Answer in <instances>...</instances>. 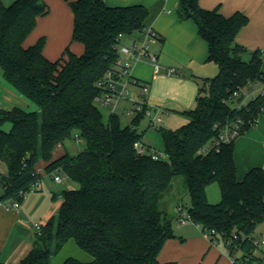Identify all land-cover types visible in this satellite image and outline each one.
I'll return each instance as SVG.
<instances>
[{"label":"trees","instance_id":"trees-1","mask_svg":"<svg viewBox=\"0 0 264 264\" xmlns=\"http://www.w3.org/2000/svg\"><path fill=\"white\" fill-rule=\"evenodd\" d=\"M65 1L74 14L73 41L85 51L79 56L67 49L52 62L43 53L45 38L24 46L38 19L48 15L46 3L15 0L6 6L0 0V70L11 87L39 107L33 113L0 108V164L6 167L0 205L21 203L41 182L36 170L40 161L47 163V174L63 170L79 185L63 192L57 214L42 226L18 264H51L53 255L70 241L92 261L69 258L63 264H162L165 243L176 237L164 205L172 199L177 178L190 195V221L201 226L212 243L221 238L236 257L234 264H263L253 239L264 223V169L254 168L239 181L235 162L237 139L256 126L264 112L261 94L242 105L252 85L264 88V55L256 51L246 62L247 49L236 42L249 18L240 12L227 18L218 10L203 9L200 0H180V20L196 24L208 45V61L218 65L219 73L198 82L196 106L183 113L188 124L161 130L168 160H154L150 149L148 154L136 149L144 136L137 131L144 115L123 125L113 114L105 123L96 102L99 82L119 66L120 36L133 37L149 28V8L109 7L104 0ZM5 123L12 125L10 132L1 129ZM235 125L240 127L238 138L221 141L224 129ZM72 138L84 141L85 150L54 159L57 146ZM214 184L221 193L217 204L207 196ZM0 264H6L1 255Z\"/></svg>","mask_w":264,"mask_h":264},{"label":"crops","instance_id":"crops-1","mask_svg":"<svg viewBox=\"0 0 264 264\" xmlns=\"http://www.w3.org/2000/svg\"><path fill=\"white\" fill-rule=\"evenodd\" d=\"M43 1L48 5L49 13L38 19L36 28L28 37L29 39L34 34L37 39L33 43H28L27 39L24 46L32 47L40 39L45 38L46 44L43 53L52 62L62 58L67 49L76 55H82L85 51L84 46L73 41L74 14L69 3L65 0ZM104 2L109 7L144 5L150 10L148 25L157 37L150 43L149 58L130 60L126 56H120L122 64L129 65V76L133 80L149 86V93L144 98L140 97L139 87L132 86L130 88V90H134L135 96L138 92L137 102L144 101L153 113L157 112L159 106L180 114L194 109L199 90L198 82L216 76L219 73V67L208 61V45L198 35L196 24L193 21L180 20L178 16L180 0H104ZM199 3L203 9L218 10L227 18L238 12L245 14L249 18V22L236 37V42L247 49L243 59L250 61L256 51H260L264 55V0H200ZM141 37V34H136L133 39L137 40ZM125 39H122V44ZM169 69H174L176 72L169 75ZM186 71H188L187 75H185ZM262 89L261 85L259 91ZM127 102L132 106L133 102L129 100ZM254 127L239 137L235 144V162L239 181H242L250 170L262 168L261 166L264 164L255 163L251 156L247 155L244 162L239 158L242 150L246 152L247 147L249 149L255 143L258 145L257 142L260 143L264 139V112ZM141 142L148 150H151V147L143 142V138ZM55 151L54 159L67 153L66 149L59 155H56ZM151 153H153L152 150ZM42 166L45 170L47 163L42 161ZM36 170L42 179L43 175H48L45 171L41 173L37 167ZM0 172L3 175L6 173V167L3 164H0ZM42 179L39 192L44 189ZM52 195L54 200L56 195L55 193ZM47 199L49 200V196L46 191L38 196V202L31 206L24 202L17 210H9L6 206L0 205V255L2 262L18 264L31 251L38 235L35 225L39 223L34 221L35 238L33 235L30 237L31 230L27 225H31V222L37 218L41 220L43 217L50 216L49 221L54 216L50 213ZM46 224H40V226ZM208 242L197 237L170 239L165 243L159 261L162 264L171 262L177 264H230L229 259L220 250L212 253L206 261L205 258L210 254L214 245L209 238ZM192 243L195 245L192 247L197 248L196 252L188 249ZM224 247L228 252L225 244ZM200 258L203 261H200Z\"/></svg>","mask_w":264,"mask_h":264},{"label":"rangeland","instance_id":"rangeland-1","mask_svg":"<svg viewBox=\"0 0 264 264\" xmlns=\"http://www.w3.org/2000/svg\"><path fill=\"white\" fill-rule=\"evenodd\" d=\"M2 1L6 6H10L15 2V0H2ZM125 38L126 39L124 40V45H127V44L129 45L134 40L133 37H125ZM36 39H37L36 35L33 34L28 39V43H33ZM244 61L248 62V60H244ZM187 73L188 71L185 72V75H187ZM260 88H261V84L252 85L250 89L246 91V98H245L246 102H249L253 100L255 97H257L260 92L259 91ZM130 93L131 95H129L128 98L137 101V99L139 98L138 92H137V96H135L134 90H130ZM0 102L2 103V105L0 106L1 109L11 110L13 108H20L29 113L39 112V107L36 104H34L29 99H27L25 96H23L20 92H18L16 89L11 87L4 80L3 73L1 70H0ZM159 107H160L159 109L157 108V112L152 114V117L144 116L139 126L137 127V131L140 134H144L143 142L146 145L151 147V150L154 154L161 155L162 160H168V157L164 151L161 130L164 129V130L175 131L181 128L182 126L188 124L190 119L188 116L184 114L172 112L171 110H165L164 108H162V106H159ZM98 108L103 115L105 123H107L110 120V117L112 116V112L109 109H105L103 107L98 106ZM124 108L131 109L132 106H130L129 102L123 101L120 104L116 114L121 117V122L123 125H129L138 117V115L135 114L134 116L132 115L131 117L124 116L123 114L125 110ZM157 118H161L163 122L162 123L155 122ZM153 121L155 122L154 126H153ZM1 129L5 132H10L12 130V125L10 123H5L4 125L1 126ZM257 143L258 145L255 143L254 146L250 147L249 149L247 147L246 152H244L243 150L240 152L239 158L241 159V161L244 162L245 156L247 155L248 157L251 156V159L255 163H258L260 165L264 163V145H263L264 139L261 140L260 143L259 142ZM85 147H86V144L84 141H81V140L77 141L75 138H72L64 142L63 146L60 145L58 147L59 149L57 148L55 153L56 155L57 154L59 155L61 153H64L62 151H65L66 149L65 152H67L69 155L76 156L82 153L85 150ZM263 165L264 164H262L261 167L264 169ZM37 168H39V171L41 173L45 171L42 166V161L38 163ZM55 175L59 176L62 179L61 183H58L54 180L53 174L43 175V179H42L43 188H44L43 191L39 192L38 191L39 189H38L35 192L27 193L25 195V199L21 203L25 202V203H28V206H31L32 204H35L36 202H38L37 201L38 196H40L44 192L46 193L47 191V194L49 196V200L47 199L48 200L47 205L50 206L51 215L52 216L56 215L62 203L63 192L77 190L79 188V185L75 181H73L70 177H68L67 174L63 170L55 171ZM52 193H55L56 195V198L54 200L52 199V196H53ZM171 195H172L173 200L170 199L168 205L167 206L166 204L164 205V209L167 211L168 217L173 219V231L176 236L175 238L180 240L181 237H184V238H196L197 237V238H202L206 242H208V238L205 237V235L203 234L201 227L197 226L196 224L190 223V222L184 226L180 225L177 216L176 215L174 216L175 214L174 209L176 205H180L185 209H190L192 205L190 195L188 193V190L182 178H177L175 180L173 184V188H172V193L170 194V196ZM207 196L211 204H217L221 201V193H220V190L217 184H214L208 187ZM10 203L11 202H8L4 206L6 207L10 206ZM43 206L45 205L43 204ZM49 217L50 216L43 217L41 220L37 218V220H33V222H31V225L30 224L27 225L31 230L30 237H32V235L34 236L36 233V229L34 227V221H37L39 225L40 224L43 225L48 222ZM255 237L259 239L260 238L264 239V223L257 228ZM192 246H195V245L192 243L190 246H188V249L194 250L196 252L197 248L196 247L193 248ZM218 250H220L221 253L229 259L230 264H233V261L236 259V257L229 256L228 252L225 250L224 243L221 238L216 240V242L213 245V248L210 251V254L205 258V260L207 261L209 257L212 255V253L218 252ZM255 255L259 257L264 264V245L261 246L258 251H256ZM69 258H73V259H76V260H79L85 263H89L92 261V257L90 255L80 250L73 241H70L64 247L62 251L53 255L51 264H63ZM202 258H203V255H202ZM200 261H203V260H201L200 258Z\"/></svg>","mask_w":264,"mask_h":264},{"label":"built area","instance_id":"built-area-1","mask_svg":"<svg viewBox=\"0 0 264 264\" xmlns=\"http://www.w3.org/2000/svg\"><path fill=\"white\" fill-rule=\"evenodd\" d=\"M141 34V39H134L129 45H124L121 43L119 52L120 56H126L128 59H136V60H142L145 58H149L150 55V43L154 41L157 37L156 33L151 29L147 28L145 29ZM122 39L124 37L120 36ZM128 64H122V62L119 59V66L117 69L111 70L107 73L105 78L99 82L98 86L102 89L101 94L97 97L96 102L99 107H103L105 109H109L113 114L117 113V110L120 106V104L123 101H131L132 108L131 109H125L123 114L126 117L134 116L135 114H143L146 117H152L153 111L148 108L146 103L144 101L137 102L135 100L129 99L128 96L131 95L130 88L132 86H136V80H133L129 76L128 71ZM176 71L174 69H169L168 74L173 75ZM138 87V86H137ZM140 88V97L144 98L149 93V86L147 84H143L142 86H139ZM262 96H264V88L260 91ZM246 101L242 104L245 105ZM1 106V102H0ZM242 107V106H240ZM157 123H162L163 120L161 118H157ZM153 121V126L155 124ZM239 125H235L232 127H226L223 131V135L221 137V141L225 143H229L239 136ZM264 145V143H263ZM136 149L139 154H148L149 151L144 146L142 142H138L136 144ZM151 156L154 160L161 159V155L151 153ZM2 173L0 172V179L2 177ZM54 180L58 183L62 182V179L59 176H56L55 173ZM40 188V183L34 185L29 192H35ZM20 202L13 201L10 203V206H7V209L9 210H17L20 207ZM175 215L178 218V221L180 225H187L190 221L188 210L183 208L180 205H177L174 209ZM38 233H40L42 226L39 224L35 225ZM208 237V235H206ZM209 238V237H208ZM253 244L256 248H258L256 251L260 249L261 246L264 245V239L262 238H256L254 235ZM256 253V252H255ZM240 254V251L238 252V255ZM234 264V261H233Z\"/></svg>","mask_w":264,"mask_h":264}]
</instances>
